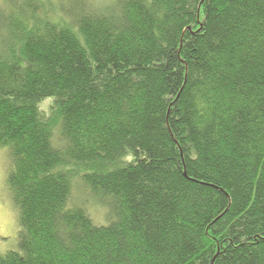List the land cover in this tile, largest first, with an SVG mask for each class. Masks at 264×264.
I'll list each match as a JSON object with an SVG mask.
<instances>
[{"label": "trees", "instance_id": "trees-1", "mask_svg": "<svg viewBox=\"0 0 264 264\" xmlns=\"http://www.w3.org/2000/svg\"><path fill=\"white\" fill-rule=\"evenodd\" d=\"M2 146L0 264H264V0H0Z\"/></svg>", "mask_w": 264, "mask_h": 264}, {"label": "rangeland", "instance_id": "rangeland-1", "mask_svg": "<svg viewBox=\"0 0 264 264\" xmlns=\"http://www.w3.org/2000/svg\"><path fill=\"white\" fill-rule=\"evenodd\" d=\"M10 166L11 156L9 147L2 146L0 147V252L2 253L8 250H20L18 210L14 204L7 180ZM74 198L78 200L86 198L87 203H89L88 211L96 223H109L107 209L93 199L89 193L85 194L81 186L75 189Z\"/></svg>", "mask_w": 264, "mask_h": 264}]
</instances>
